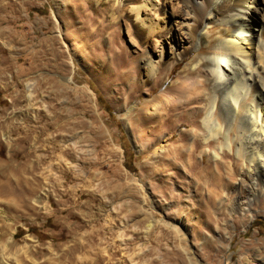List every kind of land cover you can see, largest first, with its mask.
Wrapping results in <instances>:
<instances>
[{
	"label": "rangeland",
	"instance_id": "rangeland-1",
	"mask_svg": "<svg viewBox=\"0 0 264 264\" xmlns=\"http://www.w3.org/2000/svg\"><path fill=\"white\" fill-rule=\"evenodd\" d=\"M56 2L0 0V264H264V199L231 210L242 172L222 167L215 189L198 174L218 160L193 134L202 116L185 131L173 104L144 109L175 95L193 53L172 62L166 43L148 81L161 36L146 42L126 7Z\"/></svg>",
	"mask_w": 264,
	"mask_h": 264
},
{
	"label": "bare ground",
	"instance_id": "bare-ground-1",
	"mask_svg": "<svg viewBox=\"0 0 264 264\" xmlns=\"http://www.w3.org/2000/svg\"><path fill=\"white\" fill-rule=\"evenodd\" d=\"M56 1L61 8V0ZM86 1L97 9L106 8L110 18L115 17L114 11L126 7L135 31L146 42L162 37L158 58L145 56L142 60L148 81L163 68L160 61L165 59L166 43L169 57L174 58L172 62L193 53L191 66L178 85H173L175 95L169 93L173 88H162L161 100L151 103L153 110L144 106L146 114L157 115L162 106L173 104L180 109L185 128L202 116L201 127L193 134L213 145L210 158L218 160L214 169L205 166L200 170V177L213 178L210 188L215 189L225 186L222 167L229 177L236 171L242 172L247 184L240 187L231 210L244 208L237 201L241 193L246 205L259 195L264 199V0L259 12L257 0H179L181 15L177 19L173 14L174 19L167 17L165 0ZM254 12L258 14L257 20L253 18ZM179 33L182 42L178 41ZM170 109L164 107L166 112ZM196 139L183 145L179 155L186 160L193 157L191 148ZM159 147L160 156H164L163 145ZM226 157H230L227 163L222 160ZM196 166L189 163L187 169L193 173Z\"/></svg>",
	"mask_w": 264,
	"mask_h": 264
}]
</instances>
